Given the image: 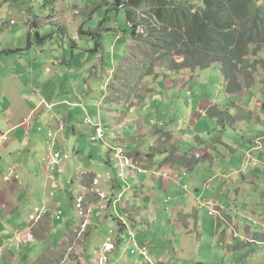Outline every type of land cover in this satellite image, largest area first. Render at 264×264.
<instances>
[{"label": "crops", "instance_id": "1", "mask_svg": "<svg viewBox=\"0 0 264 264\" xmlns=\"http://www.w3.org/2000/svg\"><path fill=\"white\" fill-rule=\"evenodd\" d=\"M100 1L101 3L95 0H79L80 7L88 15L89 23L87 25L84 23L78 34L75 33V39H71V52H69V43L65 37L73 23L72 15L73 13L77 14L78 9L73 5L66 4L65 2L68 0L55 1L52 6L45 8L35 7V5L33 8L19 5V7L13 8L14 10H5V17L1 16L4 9H0V74H3L6 68L14 64L16 56H19L16 72L20 69L24 74H27L26 76H31L28 74L35 70L40 71L47 67L46 71H49L45 56L41 53L44 52V49L54 51L50 45L58 38V32L63 34V42L58 45L59 49L63 48L64 54L62 55L64 58L67 55L71 56L62 62L67 67L71 68L70 65L73 64L70 59L74 62L77 61L78 56L84 59V52L88 59L93 60L95 56V59L103 60V53L107 49L105 41L100 40L99 42V39L107 36L109 34L107 31H112V36H117L116 40H120L119 33L123 35L119 28L113 29L115 24L120 26L117 23L118 17H116V23L113 24L109 19V13L115 9L128 10L129 1L116 0L115 7H112V0ZM27 9L28 12H26ZM40 9H43V12H40ZM104 11H106V16L102 18L101 14ZM14 12L16 14L23 13V21L17 22ZM97 16L101 19L97 28L94 29L89 24L98 22ZM30 26L32 29L29 28ZM129 27H131V22L127 21L126 28ZM13 34H15L14 39L12 38ZM79 34H86V39H94V42H99L100 46L94 49L92 41L87 40L83 44L84 47H80L78 44ZM118 43L112 42V48L115 51L114 57L122 60L126 50L123 49V52L122 49L117 50ZM87 54L89 55L87 56ZM55 55L57 56L53 57V60L59 58L58 54ZM22 60L27 61L28 65ZM26 65L29 67L28 71L21 68ZM213 68L219 71L223 91L224 87H228L229 90L230 83L223 79L221 67ZM149 71L147 70L145 73L148 74ZM202 72L204 71H200V73ZM200 73L196 72V74L187 76V73L181 71L169 72L170 80L160 77V74L156 82L149 85L150 94L148 92L149 101L147 103L133 104L136 98L146 102L142 95L135 93L131 97V105H125L123 101L116 99L109 104L110 109L108 110H111L109 117L113 122L112 133L119 131L118 126H125L131 122L128 126L131 136L127 139L131 142L129 144L131 152L126 151V153L130 159L137 161L136 164L145 173L135 175L132 180H128L132 191L130 190L122 201L115 199L122 189L116 176L114 180L107 183L106 187L111 191L112 195L109 197L112 202H109V198L107 201H100L95 196L87 198L91 192H88L89 190L85 192L87 194L84 198L85 206H91L94 201L97 206L92 212L95 215L97 209L101 210L103 216H99V218L96 215L93 216L86 231L84 245L78 244L84 248V264H95L96 257L95 262L92 261L91 254L97 256L111 235H114L113 238L116 239V247L115 253L110 255V264H115L113 256L115 260L122 261L124 264H145L141 259L142 256L131 257L129 255V249L125 246V243L129 241L132 246L134 245L135 250L144 252L146 255L149 252L150 255L158 256L154 259L157 264H217L215 260L209 262L210 258L218 257L219 251L215 253L217 247L213 251L207 248V251L202 254L205 233L202 229L201 210H209V215L213 220L217 216H221L223 219V221L218 219L215 224V237L223 246L222 255L227 254L226 248H230L229 253H232L231 250L234 248L232 240L236 238L246 240L249 246L264 247V223L258 224L256 228L259 229L252 232L251 228H242L238 222L239 218L247 219L243 216L241 209L242 205H246L245 199L253 194L261 195L260 189L262 192L264 191V187L261 188L264 182V71L260 69L257 72H251L249 74L252 77L250 82H246L244 76L239 78L242 85L241 93L233 94L234 92L229 90L228 101H231V107L229 112L226 111L228 118L223 119L220 112L215 109L220 100L206 99V95H204V98L201 97L198 103L195 102V108L187 116L182 117L181 121L172 119L163 124L161 119L158 121L151 119L153 112L158 111L156 107L159 105L157 95L160 92V84H165L170 91L187 88L185 89L186 97H189L190 92L193 98V92L189 86L192 82L201 83ZM13 76L15 73L7 79ZM35 76L38 81L40 76ZM165 76H167L166 73ZM179 78L186 80L183 87L177 89L176 79ZM172 82L174 89L171 90L169 87L172 86ZM118 91L120 89L115 90V93ZM62 93V91L61 94L58 93L59 99L52 98L53 102L51 103L44 99L38 100L36 96H31L27 100V97L18 88L10 91L9 84H5L4 91L0 93V99H2L0 102V143L2 144L5 134H8L6 138L14 135L12 139L9 137L6 142L0 145L1 264H33V259H38V264L41 260L50 264H65L62 263L65 259V252H68L75 244L74 232L67 241L61 239L56 250H54L56 244L51 247L45 238L49 232L57 228L56 225L61 217L66 215L68 210V206L65 205L66 198L68 197L69 200L71 198L73 203V198L79 196L83 189L90 188L94 176L82 169L81 177L73 175L74 168H72L71 161L64 160L58 165L51 164V154L63 152L65 155L71 156V154H80L82 150L92 158L102 160L105 159L104 155L110 149L99 148L97 145L96 148L87 146V149L83 147L79 149L75 146L71 150L72 138L77 139L81 132L80 127H75V125H80L79 120H73V111L79 108L78 98L72 95L66 96L68 93ZM118 94L120 95L121 91ZM235 98L236 102H234ZM43 102L47 104L45 112L41 106ZM191 103L192 100L189 104ZM5 105L6 108H3ZM128 107H131V119L128 118V112L125 111ZM27 110L29 112L26 117L24 114H27L25 113ZM55 111L63 119H56ZM220 111L225 113L224 109ZM213 112H215L214 115H212ZM48 116L52 119L49 120ZM85 118L87 119L86 115ZM183 119L185 121H182ZM210 119L214 121H210ZM85 121L87 120H83L84 124ZM183 122L188 129L180 128ZM41 125H43L42 133H40ZM158 125H161V129L158 128ZM37 127L38 129H36ZM3 131L5 133H2ZM52 135L53 137H51ZM52 138L55 139L56 145L52 144L49 147V141H52ZM144 142L145 144H143ZM167 142L171 143L167 151L156 149ZM120 143L127 147L126 141L118 142V144ZM12 146L16 149L15 154L9 151ZM146 146L149 147V150L146 149ZM2 148L4 150H1ZM156 155H161L162 158L155 157ZM244 165L247 166L245 171L242 169ZM195 171L203 174L204 178L195 175ZM244 172L249 173L243 175ZM189 173H193L196 176V181L198 180L197 186H195L197 190L194 194L189 193L187 184L182 183L184 179L180 178L182 174ZM212 184H215V188H212ZM183 185L187 188L185 189L187 194L184 195L189 194V198L185 199L181 196ZM179 187L181 193L178 191ZM24 190L28 194L24 193ZM33 190L38 191V196L34 197ZM100 190L105 192L106 189ZM231 192L233 193L231 194ZM40 193H43L39 200L40 203L31 209L29 218L34 216L36 211L47 208L48 211L40 219L44 222L40 224L31 222L26 225V215L21 208L32 203L33 199L38 200ZM47 196L51 199H46ZM72 196L74 197L72 198ZM101 206L104 207V210L99 209ZM120 219L125 221L126 226L119 223ZM165 221H169V229L172 233L168 230L160 232L154 229L155 226H162V222ZM49 222L48 229L43 231L44 228H40L41 225L43 223L48 225ZM127 223L130 224V229L136 233V244L130 238V232L126 230ZM100 226H104L103 238L96 241L94 238L98 239L97 230ZM223 226L225 231L221 234V231L224 230ZM192 228L195 229V233L190 231ZM242 229H245V237H241ZM153 232L155 237L163 239L155 238V241ZM228 232H231L234 238L230 237ZM37 234L40 236L35 237ZM206 236L208 245L213 247V242L210 239L211 230L208 228ZM45 241L49 244V248L44 247L43 250L48 256L40 254L35 258L33 252H38V247ZM6 242H9L8 248H5ZM21 248L26 249L22 254H20ZM50 249L54 253L59 252V256L52 257L54 253L50 254ZM124 255H128V258H125Z\"/></svg>", "mask_w": 264, "mask_h": 264}, {"label": "rangeland", "instance_id": "2", "mask_svg": "<svg viewBox=\"0 0 264 264\" xmlns=\"http://www.w3.org/2000/svg\"><path fill=\"white\" fill-rule=\"evenodd\" d=\"M55 1L58 0H0V9H4L3 12L1 13V16L5 17L6 11L5 10H14L13 8L19 7V5H26L31 8L35 5V7H50L54 4ZM98 1V3H101L100 0H95ZM103 1V0H102ZM129 1V0H127ZM123 1V2H127ZM198 1V0H195ZM261 2H264V0H260ZM62 3V2H61ZM66 4L73 5V7H76L78 9V13L72 15V26H70L69 30L66 32L67 36L65 37L67 39V42L69 43V52H71L70 49V43L71 39L74 40L76 37V34H78L79 29L81 26L85 23L86 25L89 23L88 20V15L84 12V10L80 7L79 0H68V2H65ZM76 5V6H74ZM116 6V0H112V7ZM107 9V8H106ZM143 10V11H142ZM38 11V10H37ZM40 12H43V9L39 10ZM142 12L138 13V18H137V23L141 24L143 20H147L146 18L148 15L146 14V9L143 7L141 9ZM5 12V13H4ZM28 12V9L27 11ZM118 12V13H117ZM196 12V9L192 10V13L194 14ZM16 14V12H14ZM102 18L106 16V11L102 12ZM109 19L112 21V23H116V17H118V24L120 25L119 27L114 26L113 29H120L123 32V35L119 33L118 30H116L117 33H119L120 40H116L117 36H112V31H107V33L111 35H107L105 37H102L100 40L105 41V48L107 51L103 53L104 58L101 60L100 58L91 60V58L88 59V57L85 56L84 52V59L80 58L79 56L77 57V61H72L70 59V62L73 63L70 65L71 68L67 67L64 65L62 62H64L65 58H70V55L65 56L63 53V48L59 49L58 45H61L63 42V34L61 32H58V38L53 41V43L50 45L51 48L54 51L46 50L44 49V52H39L41 55L45 56V62L47 66L50 68L49 71H46L45 69H42L40 71L35 70L32 71L30 74L31 76H26L27 74H24L20 69L17 70L16 72V65L19 60V56H16L14 58V64L11 65L9 68H6L4 73L0 74V93L4 91V86L5 84L10 86V91L16 90L18 88L19 91L24 93V96L27 97V100L31 96H36V99L38 100H48V103L53 102V99H59L58 98V93L61 94V91L63 92L62 94L68 93L66 96L72 95L73 97L78 98V109L73 111V120H79L80 125H75V127H80V135L78 136L77 139L72 138V149L75 148V146L79 149L82 147L84 149H87V146H92L93 148H96L97 145L99 148H110L104 155L105 159H95L92 158L90 155L84 153L81 150L80 154H71L65 155L63 152L60 153H52V157L50 159L51 164L53 165H58L62 161H67L72 164L73 169V175H79L81 177V169L85 170L88 172L91 176H94V178L91 180V185L89 186V189H83L82 193L79 196H72L73 198V203L70 198H66V203L65 205L68 206V210L66 211V215L64 214V217H61V220L57 223L56 229L53 231L49 232L46 235V240L50 243L51 247L56 244L54 247L56 250L57 246L60 244L61 239L64 241H67L73 234L75 236V244L69 249L68 252H65L64 254V260L62 263L65 264H84L85 261H83V252L84 248L82 245L85 243L86 239V231L88 229V226L91 222V219L93 216H97V218L102 217V212L101 210L99 211L97 209V212L94 213L92 210L96 208V204L93 201L91 203V206L86 207L84 203V198L86 197V191L89 190L88 192H91L88 194L87 198L94 197L97 198L98 200H105L110 199V195H112L110 190L107 187V183L111 182L114 180L115 176L118 178L119 183H120V188H122L117 196H115L116 200L122 201L123 197L130 192V186H129V179L132 180L135 176L136 170H141L140 167L136 164L135 159H130L129 156L127 155L126 151L131 152V145H129L131 142L128 141L127 139L130 138L131 136V131L128 130V126L131 124H125V126H118L117 129H119L118 132L112 133V127H113V122L111 118L109 117V111L110 109L109 104L116 100L123 101V104L125 105H131V97L133 94L137 93L136 95H142L146 102L141 101V99H134L133 104H138V103H147L149 101L148 98V92H149V85L154 84L156 82L157 78L156 76L160 75V77H165L166 80H170V77L168 74L171 71V68H173V64L180 65L184 62V58L182 57H172L169 54V51L165 49L162 45V47L159 46H154L151 45L148 40H149V35L147 28L145 25L139 26V31L136 33V35L131 34V30L127 27V10L126 9H120V10H111L109 13ZM9 17V16H8ZM23 13H18L16 14V21L21 22L23 21ZM98 22L94 23L91 22L89 24L90 27H93L94 29L97 28L98 24L100 23V17H96ZM155 23H159L156 18L153 19ZM36 24V23H35ZM88 26V28H89ZM132 26V24H131ZM17 27V26H16ZM15 27V28H16ZM32 29V27H29ZM76 33V34H75ZM131 35V38H130ZM85 36L86 34H79V41L78 44L80 47H84L83 44L87 42V40L92 41V47L95 49V43L94 39H86ZM15 37V34H13V39ZM57 41V42H56ZM120 41V42H119ZM113 43H118L117 44V50L122 49L121 51L123 52V49H125L124 57H122V60H118L117 58L114 57L115 51L112 48ZM125 42V43H123ZM60 43V44H59ZM114 44V45H115ZM128 53V54H127ZM55 54H58L59 58L56 60H53V57L57 56ZM95 55V53H92ZM127 54V55H126ZM89 54H87L88 56ZM118 57V55H117ZM126 57V58H125ZM56 61V62H55ZM60 61V62H57ZM174 61V63H172ZM264 61V60H263ZM22 62H25L27 65V61L22 60ZM55 63V64H53ZM149 64H152L151 69L153 70V65H154V72L152 75H148L145 73L149 69ZM26 65V67H21L23 69H26L28 71L29 67L31 68L32 63L29 65V67ZM79 66V67H78ZM148 66V68H147ZM218 65H213V67H216ZM170 69V70H169ZM262 71H264V64L262 65L261 68ZM221 71V69H220ZM37 72V74H36ZM174 72V71H173ZM182 73H187L186 75H193L196 74V72L200 73V70L198 71H193V70H186L181 71ZM254 72V71H250ZM13 73H15V76L9 78ZM35 73V74H34ZM165 73L167 76H165ZM203 73V74H202ZM199 74V79L201 80V83L198 81L192 82L189 88L193 92V98H188L186 97V91L183 88L179 91H174L173 87V82L171 83L172 86L169 87L172 91L168 90L165 86V84H160V92L158 93L157 101L158 104L156 107V110L154 111L153 114L151 115V119H154L158 121L161 119L163 121V124H165L167 121H171L172 119H176L177 121H181L182 117L187 116V114L192 111L195 107V102H199L200 98L206 95V99H216L220 100L217 103L216 106V111L220 112L222 115L223 119L228 118V115L226 114V111H230L231 107V101H228L229 97V90L228 87H224V91L222 89V78L219 74L218 69L213 68L211 71H204ZM222 73V72H221ZM145 74V75H144ZM237 78L241 79L242 76L245 77V81L248 82V78L245 73L238 72ZM40 76L39 80L36 81V76ZM223 79L225 82H229L226 80V78L223 75ZM186 79L179 78L177 81V89L178 87H183L185 84ZM172 81V80H171ZM251 81L250 76H249V82ZM176 86V85H175ZM121 91V94L119 95L118 91L115 93V90ZM174 92H176L174 94ZM259 92V91H258ZM71 93V94H70ZM132 93V94H131ZM150 94V92H149ZM6 96L9 98V96L6 94ZM107 96V97H106ZM21 97V96H20ZM53 98V99H52ZM230 98L232 99V96L230 95ZM10 99V98H9ZM192 100V103L189 104V100ZM11 100V99H10ZM109 101V103H108ZM233 101V100H232ZM237 99L235 98L234 102H236ZM0 102H2V99H0ZM240 102V101H239ZM108 103V104H107ZM36 104V102H35ZM43 112L46 111L45 106L47 104L43 102L41 104ZM6 108V105L3 107ZM115 108V107H114ZM224 109L225 113L223 111H220ZM16 110V109H15ZM45 110V111H44ZM127 113V116L129 119H131V107H128L125 109ZM29 112L28 110L25 112ZM53 113V111H51ZM56 114L54 116L56 119H63L61 116L57 115V112L55 111ZM215 112L212 113L214 115ZM26 117L28 115L24 114ZM85 115L87 116V119L85 118ZM49 117V120L52 118ZM1 120V119H0ZM83 120H89L91 123H88L85 121V124ZM121 120H124L121 118ZM182 121H185L184 119ZM210 121H214L210 119ZM101 124L103 128V138L101 140H94L93 138L96 136V126L98 124ZM91 126V127H90ZM163 126V125H162ZM42 130H40V133L43 131V125H41ZM158 128L161 129V125H158ZM182 129H188L187 125L182 123ZM38 129V127L36 128ZM45 129V128H44ZM127 129V130H126ZM167 130L165 129V132ZM13 130L11 131V133ZM2 133H5L3 131ZM32 134V132H31ZM8 134H5L7 136ZM43 135V134H42ZM72 136L74 134H71ZM5 136L2 140V144L6 142L9 139H12L14 135H11L5 139ZM60 136V135H59ZM53 137V135L51 136ZM48 138V137H47ZM125 142L127 144V147L125 145H122L121 143L118 144V142ZM147 143V142H146ZM0 143V145H2ZM56 145L55 139L52 138V141H49V147L51 145ZM118 144V145H117ZM145 144V142L143 143ZM171 145V143L167 142L166 144L156 148L157 150H164L167 151L168 147ZM46 147L48 145L46 144ZM145 147V146H144ZM143 147V148H144ZM146 149L149 150V147L146 146ZM1 150H4L2 148ZM171 150V149H170ZM10 152L15 154L16 149L15 147H11ZM58 151V148H57ZM56 154H59V157H56ZM260 154V153H259ZM155 157L162 158L161 155H156ZM129 161V168L126 171H123V165L124 162L128 163ZM110 168V169H109ZM120 169V171H119ZM243 171L247 169V166L245 167L242 166ZM249 170V166H248ZM144 174L145 171H142ZM119 173V174H118ZM130 173V175H129ZM249 172H244L243 175H246ZM195 175L199 176L200 178H204L203 174L200 172L194 173ZM193 173L189 174H182L180 178H183L184 180L182 183L187 184L188 190L190 194H194L197 190V181H196V176H194ZM130 176V178H129ZM242 183V180H241ZM125 184V185H124ZM264 187V182L261 188ZM212 188H215V184H212ZM100 189H106L105 192H103ZM132 191V190H131ZM178 191L181 193L180 187L178 188ZM182 193L181 196L186 198H189L190 195H184L187 194L185 191V186H182ZM24 193L28 192L26 190L23 191ZM233 192H231L232 194ZM263 193V195H262ZM260 194L262 195H252L251 197H247L245 199V206H241V209L243 211V216L247 217V219L239 218L238 222L240 223V226L243 227H248L252 229V232L258 230L259 228H256L258 224L264 223V191L262 192V189H260ZM33 195L38 196V191L33 190ZM43 193H40V198L38 200H34L30 204H27L25 206H22V211L24 212L25 216V223L26 225H29L31 222L32 224L36 223H42L44 221H40L42 216L48 211L47 208H42L39 211H36L34 216L29 218V212L31 209L34 208V206H37L40 202L39 200L42 198ZM46 199H51L50 197H46ZM260 199V200H259ZM109 202H112L111 199ZM99 209H103L104 207H99ZM255 211V212H254ZM209 210H201V219H202V229L205 233L204 237V249L202 254H204L207 251V248H210V251H213L215 247H217L216 252L219 255L218 257L210 258L209 262H212L215 260L217 264H264V247L262 248H257L255 246H249L246 240H241V239H233L232 242L234 244L233 250H231L232 253L230 252V248H226L227 254L222 255L221 252L223 251V246L220 245L218 239H216V233H215V224L218 222V219L223 221L222 217H216L215 220L212 219V217L209 215ZM23 214V215H24ZM32 214V215H33ZM225 217V216H224ZM170 219V218H169ZM249 219V220H248ZM125 222L124 220L121 221L119 220L120 224H123ZM128 224V230L130 232L129 236L132 238L133 242L136 244V233L132 229H130V224ZM50 225V222L48 225L46 223H43L40 228H44L43 231L47 230ZM124 225V224H123ZM169 221L162 222V226L160 227H154V229L159 230L162 232L163 230H168L169 232L172 233L169 229ZM224 227V226H223ZM207 228L211 230V235L210 239L211 242H213V247H210L208 245V240H207ZM104 229L103 227H99L97 232H98V239L94 238L96 241H100L103 238L102 231ZM178 229V228H176ZM224 230L221 231V234L224 233L225 227L223 228ZM31 230V228H29ZM191 232L195 233V229L192 228L190 230ZM228 235L230 237H233V234L231 232H228ZM40 234L35 235V237H39ZM162 236V235H161ZM245 229H242L241 231V237H245ZM114 235L108 237V239L105 241L102 249L98 252L97 256L94 254H91V259L92 261L95 262V257H96V262L95 264H100V259L102 258L103 254H106V261L103 264H110V255L115 253V247H116V239L113 238ZM153 237L154 240L156 239H163L162 237H155V233L153 232ZM156 238V239H155ZM234 238V237H233ZM82 245H78V244ZM43 246V247H42ZM125 246L129 249V255L132 256H142L139 250H135L136 248L134 245H131V242H126ZM131 246V249H130ZM9 247V242H6V247ZM44 247L49 248V244L44 242V244H41L38 247V252H33V255L35 258L39 257L40 254H43L44 256H48L47 254L44 253ZM108 248L109 251L107 250ZM133 249V250H132ZM25 248L20 249V254L25 252ZM132 250V251H131ZM155 251V248L153 249ZM52 249L49 250V253L52 254ZM131 252V254H130ZM54 253V252H53ZM59 252L56 251V253L53 254L52 257H58ZM148 256L151 260H144V257H140L145 264H157V262L154 260L158 258V256H154L153 254L150 255L148 252ZM63 257V256H62ZM125 258H128V255H124ZM206 260V259H205ZM113 261L115 264H124L122 261H118L114 259L113 256ZM1 264V263H0ZM21 264V263H18ZM33 264H38V259H33ZM39 264H50L49 262L46 261H40ZM60 264V263H59Z\"/></svg>", "mask_w": 264, "mask_h": 264}, {"label": "trees", "instance_id": "3", "mask_svg": "<svg viewBox=\"0 0 264 264\" xmlns=\"http://www.w3.org/2000/svg\"><path fill=\"white\" fill-rule=\"evenodd\" d=\"M127 5L131 34L136 35L138 27L145 25L151 45L184 58L180 65L172 61L170 72L207 71L218 65L230 83L229 90L237 94L242 85L236 73H245L249 82L250 71L257 72L264 64V2L260 0H129ZM143 7L148 17L139 24ZM99 46L96 42L95 48ZM151 67L149 64L150 76L154 65L153 70Z\"/></svg>", "mask_w": 264, "mask_h": 264}, {"label": "built area", "instance_id": "4", "mask_svg": "<svg viewBox=\"0 0 264 264\" xmlns=\"http://www.w3.org/2000/svg\"><path fill=\"white\" fill-rule=\"evenodd\" d=\"M188 96H189V94H188ZM88 123H91V122L88 121ZM103 128L104 127L100 123L96 126V136L93 138L94 140H101L103 138ZM5 139H6V136H5ZM59 156H60L59 154H56V157H59ZM123 165L125 166V167H123V171H126L129 168V166H128L129 161H128V163L124 162ZM119 171H120V169H119ZM142 173L143 172L141 170L140 171L136 170L135 175H141ZM129 175H130V173H129ZM185 189H187V188L185 187ZM123 224L126 226L125 222H123ZM126 228H128V226ZM109 249L110 248H108L107 250L109 251ZM140 254L142 255V257L146 256V253H144V252H141ZM105 261H106V254H103L102 258L100 259V264H103Z\"/></svg>", "mask_w": 264, "mask_h": 264}, {"label": "bare ground", "instance_id": "5", "mask_svg": "<svg viewBox=\"0 0 264 264\" xmlns=\"http://www.w3.org/2000/svg\"><path fill=\"white\" fill-rule=\"evenodd\" d=\"M189 93H190V92H189ZM190 94H191V93H190ZM145 259L151 262V260H150V258H149L148 255L144 256V260H145Z\"/></svg>", "mask_w": 264, "mask_h": 264}]
</instances>
